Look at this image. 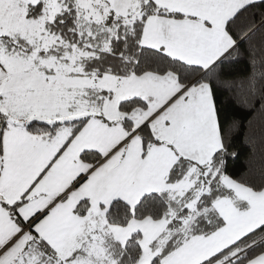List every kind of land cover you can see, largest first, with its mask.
Here are the masks:
<instances>
[{
  "label": "snow or ice",
  "instance_id": "snow-or-ice-1",
  "mask_svg": "<svg viewBox=\"0 0 264 264\" xmlns=\"http://www.w3.org/2000/svg\"><path fill=\"white\" fill-rule=\"evenodd\" d=\"M0 264H264V0H0Z\"/></svg>",
  "mask_w": 264,
  "mask_h": 264
}]
</instances>
